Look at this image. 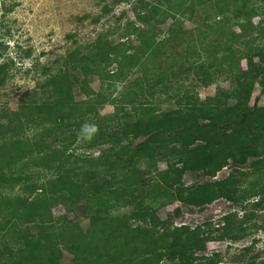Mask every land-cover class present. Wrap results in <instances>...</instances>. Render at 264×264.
<instances>
[{
	"label": "trees",
	"instance_id": "obj_1",
	"mask_svg": "<svg viewBox=\"0 0 264 264\" xmlns=\"http://www.w3.org/2000/svg\"><path fill=\"white\" fill-rule=\"evenodd\" d=\"M240 1L139 0L135 22L119 34L125 40L99 33L55 71L42 67L44 79L0 114V264H63V252L71 255L65 264H204L199 252L208 241L238 242L264 228L245 225L264 209L255 200L264 195V106H247L255 85L264 94V35L253 37L246 25L264 12L261 0H244L243 8ZM200 6L202 25L187 37L178 17L190 19ZM167 18L175 24L163 30ZM243 59L245 73L235 80ZM8 67L0 63V85ZM182 73L199 86L219 78L229 86L203 100L185 92L175 108H156L151 97ZM105 104L114 111L99 116ZM230 163L226 177L207 179ZM187 175L195 180L187 184ZM51 196L64 212L80 211L87 227L54 216ZM219 198L244 217L228 212L212 229L174 225L158 213L176 201L201 210ZM254 242L232 261L264 264L257 255L241 258Z\"/></svg>",
	"mask_w": 264,
	"mask_h": 264
},
{
	"label": "rangeland",
	"instance_id": "obj_2",
	"mask_svg": "<svg viewBox=\"0 0 264 264\" xmlns=\"http://www.w3.org/2000/svg\"><path fill=\"white\" fill-rule=\"evenodd\" d=\"M148 1L158 2L159 0ZM137 2L139 3V0H121L118 2L116 0H0V63L6 62L9 65L6 79L0 85V114L5 111L16 110L21 98L28 96L35 84L44 79L41 74L42 67L47 66L51 68V71H55L68 51L89 44L99 33L106 34L116 42L125 40L121 39L119 34L125 30L129 22H135V14L132 8L138 4ZM238 5L243 8L245 6L244 0H241ZM105 6L108 8L107 12H105ZM261 6L263 7L262 12H264V0H261ZM202 9V6L197 7L190 19H188V15L178 17L183 28L187 31V37L190 36L194 28L202 25L205 14V9ZM137 11H141V8L138 7ZM95 17H98L97 21H93ZM217 19L215 17L212 21L215 22ZM208 22L210 23V20ZM174 24L173 19L167 18L161 28L165 30L167 26H174ZM137 25L142 24L137 22ZM246 25L253 37L260 34L264 35V14L247 20ZM235 30L236 32L239 31L237 27ZM163 36H168V33L163 32L158 38H163ZM129 39L136 44L133 36H130ZM232 43L236 45V41L233 40ZM27 53L28 56H26ZM220 55L221 52L217 55L218 59ZM150 57L152 62L156 61L155 55ZM161 58L163 59V57ZM240 65L242 71L234 75L235 80L242 78L245 73L246 63L244 59L241 60ZM196 83L197 81L192 79L191 73H182L179 77L171 80L169 87L163 88L164 90L161 92L156 91L151 97V101L156 104V108L167 110L175 108L177 98L183 96L185 92L188 93L191 100H203L205 97L214 94L216 86L222 88L229 86V81L222 80V78L208 86H199ZM99 84L98 79L91 82V86L95 90L99 88ZM259 89L260 87L255 85L247 106L254 104L258 107L264 106V94H260ZM113 111L114 106L105 104L100 107L99 116L111 114ZM0 121H4V119L0 117ZM27 134H31L30 130L27 131ZM141 140L142 138H139L135 142ZM78 144L79 139L71 145V150ZM104 147L106 145L87 151V153L97 155L100 149ZM82 150L78 148L75 151L81 153ZM158 167L162 169L164 164L160 163ZM230 169L231 163L218 171L215 177L207 179H222L230 173ZM242 169H247V167L243 166ZM186 178L187 184L195 180L188 175ZM255 200L264 204V195L255 197ZM51 201L53 202L54 216L78 222L83 229L87 227V219L80 211L66 213L59 207L57 197L51 196ZM233 211H236L238 219L244 217V211L238 210L228 200L219 198L203 206L201 210L196 207L190 210L186 209L180 202L176 201L160 209L158 213L161 218H166L170 214L174 225L195 226L210 222L211 227L209 226V228L216 229L218 225H221L222 216ZM254 214L245 225L249 226L254 223L264 225V209L256 211ZM253 238L255 242L251 251L241 258L246 260L250 256L257 255L256 262L263 261L264 228L257 229L238 242L208 241L205 249L199 254L208 258L204 260V264H243L232 261V257H240L238 255L242 248L251 244ZM215 253L219 254L222 263L214 262L215 258L212 255ZM70 260L71 255L63 252L61 262L65 264Z\"/></svg>",
	"mask_w": 264,
	"mask_h": 264
}]
</instances>
